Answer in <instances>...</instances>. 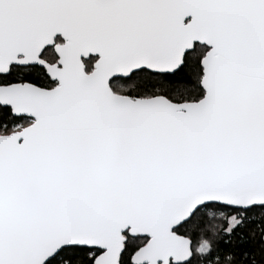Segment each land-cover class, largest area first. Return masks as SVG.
Instances as JSON below:
<instances>
[{"label": "water", "instance_id": "water-1", "mask_svg": "<svg viewBox=\"0 0 264 264\" xmlns=\"http://www.w3.org/2000/svg\"><path fill=\"white\" fill-rule=\"evenodd\" d=\"M58 35L51 64L40 54ZM197 43L200 100L113 90L175 73ZM12 63L58 84L0 85V106L34 120L0 136V264L72 246L120 264L125 232L149 237L134 264L184 263L174 229L199 207L264 206V0H0V74Z\"/></svg>", "mask_w": 264, "mask_h": 264}, {"label": "trees", "instance_id": "trees-1", "mask_svg": "<svg viewBox=\"0 0 264 264\" xmlns=\"http://www.w3.org/2000/svg\"><path fill=\"white\" fill-rule=\"evenodd\" d=\"M205 51V46H196L186 55L182 67L173 74L141 70L133 73L129 78L121 79L120 81L125 83L132 82L130 91L125 93L133 97L165 95L178 103L199 100L204 94L201 86L203 77L201 60ZM18 79L46 87L52 85L50 77L43 75L39 68L0 76L1 82ZM25 120L23 117L14 116L8 107L0 106V133L23 125ZM210 209L228 210L229 213L238 211L219 204H209L200 209L183 227L184 231L190 232L193 239L203 234L210 240L209 264H264V206L243 210L244 216L241 222L229 232L224 230L226 221L211 217ZM137 239L131 238L128 241L120 264H131L130 255L137 246ZM98 254L99 251L96 249L72 246L62 249L46 264H94Z\"/></svg>", "mask_w": 264, "mask_h": 264}, {"label": "flooded vegetation", "instance_id": "flooded-vegetation-1", "mask_svg": "<svg viewBox=\"0 0 264 264\" xmlns=\"http://www.w3.org/2000/svg\"><path fill=\"white\" fill-rule=\"evenodd\" d=\"M190 21V19H188L186 21V23H188ZM64 43V40L58 35L56 38H55V42L52 46H48L46 47L42 53L40 54V58L51 63V64H55L59 61V57L55 51V46L56 45H59V44H63ZM202 44H195L194 48L196 46H200ZM202 46H205V45H202ZM206 47V46H205ZM192 51V50H191ZM190 51V52H191ZM208 51V48L206 47V52ZM189 53V52H188ZM187 53V54H188ZM186 54V55H187ZM186 57V56H185ZM19 58H22V56H19ZM203 59V58H202ZM93 62L92 64V67L90 68V70H88V63L89 62ZM185 60V59H184ZM97 61V57H94V56H91L88 60H85V64H86V70L87 72H91L93 69H94V63ZM201 65H202V60H201ZM40 69L41 70V73H43V75L45 76H49L46 72V70L42 67H40L39 65H17L15 63H12L11 66H10V70L8 73L6 74H0V76H6V75H9L11 72H22L24 70H29V69ZM145 70V69H144ZM50 77V76H49ZM51 79V78H50ZM121 79H125V78H114L112 81H111V86H112V83L115 81V80H121ZM51 82H52V85L50 87H46V86H42L38 83H34V82H31V81H27V80H12V81H8V82H1L0 81V85H10V84H15V83H31V84H34V85H37L39 87H43V88H48V89H51V88H54L58 82H55L51 79ZM113 88V86H112ZM113 90L118 93V94H121L119 92H117L114 88ZM121 95H127V96H131V95H128V94H121ZM154 96H158V95H153V96H149V97H154ZM165 96V95H163ZM133 99L135 98H149V97H133L131 96ZM168 98V97H167ZM171 100V99H170ZM3 107V106H2ZM9 108V107H8ZM12 112V109L9 108ZM13 114V113H12ZM15 116V115H14ZM17 117H23L25 120V123L23 125H20L18 127H20L19 129H16V128H13L12 130H10V132H5V133H0V136L1 135H8V134H11L13 132H16V131H20L22 129H24L25 127L31 125L34 120L31 119L30 117H26V116H17ZM207 205H204V206H201L199 207L195 212L194 214L192 215V217L200 210L202 209L203 207L205 208ZM236 209V208H235ZM238 210H244V209H238ZM191 217V218H192ZM190 218V219H191ZM190 219L186 222H184L183 224H181L180 226H178L177 228L174 229V232L179 235V236H183L185 238H188L190 240V248H191V257L188 261L184 262V263H178V264H209V252L211 251V245L210 243H208L207 241H205L204 239H207L206 236L203 234L200 235L199 238L197 239H193L191 237V234L190 232L188 231H184L183 227L190 221ZM124 236L126 238L125 242H124V251H125V248L126 246L128 245V241L131 239V238H138V239H145V241L141 244H137L135 250L132 252V254L130 255V262L131 264H134L132 262V257L134 255V253H136L141 247L145 246L147 244V242L149 241V237L148 236H140V235H137V236H131L128 232H125L124 233ZM264 237V236H263ZM263 241H264V238H263ZM98 250V249H96ZM99 251V254L102 252L101 250H98ZM123 251V253H124ZM123 253L121 254V257H120V262H121V258H122V255ZM98 254V255H99ZM97 255V256H98ZM96 258V257H95ZM95 260V259H94ZM146 264H149V263H146ZM162 264V263H160ZM170 264H175L173 263V258L170 259Z\"/></svg>", "mask_w": 264, "mask_h": 264}, {"label": "rangeland", "instance_id": "rangeland-1", "mask_svg": "<svg viewBox=\"0 0 264 264\" xmlns=\"http://www.w3.org/2000/svg\"><path fill=\"white\" fill-rule=\"evenodd\" d=\"M205 54H206V51H205ZM205 56V55H204ZM203 56V57H204ZM94 60L92 62H89L88 63V70H90V68L92 67V64H93ZM132 83V82H131ZM131 83L127 82H122L120 80H117V81H114L112 83V86L113 88L118 91L119 93L121 94H126L125 92L128 93V91H130L131 89ZM204 95V94H203ZM149 96H152V95H148V96H141V97H149ZM203 97V96H202ZM201 97V98H202ZM200 98V99H201ZM199 99V100H200ZM198 101V100H197ZM187 102H191V101H187ZM20 127L16 128V129H19ZM10 132V131H8ZM1 133H4V132H1ZM230 211L226 210V211H221V210H215V209H210L209 210V215L211 217H215L221 221H226V228L224 229L226 232H229L231 231V229H233L238 223L241 222L243 216H244V212L243 210H238L234 213H229ZM205 241H207L208 243H210V240L209 239H204ZM145 241V239H137L136 240V244H141Z\"/></svg>", "mask_w": 264, "mask_h": 264}]
</instances>
